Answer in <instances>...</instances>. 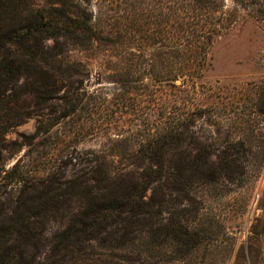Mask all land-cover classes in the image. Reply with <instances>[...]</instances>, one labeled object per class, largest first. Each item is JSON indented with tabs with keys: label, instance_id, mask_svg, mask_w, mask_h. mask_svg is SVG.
<instances>
[{
	"label": "rangeland",
	"instance_id": "obj_1",
	"mask_svg": "<svg viewBox=\"0 0 264 264\" xmlns=\"http://www.w3.org/2000/svg\"><path fill=\"white\" fill-rule=\"evenodd\" d=\"M25 1L44 6L46 0ZM88 1L81 6L93 13L104 32H110L111 41L96 43L86 51L64 40L45 43V51L50 52L60 43L61 59L72 63L70 74L79 75L72 78V88L94 96L93 100L86 99L84 110L72 117L74 126H58L52 131L55 139L66 140L70 147L63 149L61 145L57 150L40 147L31 155L28 143L35 136L39 122L49 123L58 114L68 112L70 106L63 98H76L78 91L71 96L63 89L58 99L49 101L48 109L36 106L25 75L17 76L1 91L12 89L2 105L9 109L0 114V264H30L35 256H39V264H49L46 258L50 256L54 238L69 226V216L79 202H67L63 209L54 208L47 204L48 187L78 179L85 172V161L95 156L94 153L103 150L105 157L113 155L114 141L125 140L131 132L146 128L147 133L157 134L169 98L177 103L171 112L189 118L182 129L191 138L187 137L178 151L169 155L174 160V171L168 177L172 179L174 174L178 182L188 177L202 180L193 188L191 200L178 183L171 184L173 198L181 202V207L179 204L174 209L165 207L161 217L154 216L155 220L159 218V223L167 226L171 211L177 215L183 206L190 210L197 207L200 216L193 219L194 210L185 212L184 216L194 220L200 231L205 230L204 239L211 238L206 246H211L202 247L195 262L190 264H264V0L221 1L227 17L237 21L215 38L200 79L190 81L189 91L177 97L163 94L148 71L151 56L164 51L160 34L150 36L158 30L160 20L158 9H154L156 2ZM137 7L144 11L134 14ZM129 70L149 88L155 86L156 91L149 96L147 91L139 99V105L135 95L116 100L113 105V96L119 92L115 81L119 74L128 77L125 74ZM188 80V77L179 79L177 84L187 85ZM64 84L70 88L68 83ZM16 105L17 111L28 112L30 118L21 120L18 112L12 110ZM120 113L129 117L128 123H119ZM141 114L140 122L136 119ZM12 117L17 118L15 126H10ZM147 139L152 138L144 140ZM131 141L127 144L132 146ZM138 157L132 152L130 159L135 161ZM15 167V172L5 177V172ZM210 176L217 179L213 185L203 181H208ZM83 223L89 220L81 218L77 227ZM205 223L208 228L204 227ZM113 224V228L104 230L119 231ZM78 241L80 236L75 238ZM36 243L40 247H35ZM99 244L98 241L92 244L96 246L97 257L102 262L111 260L110 253L99 249ZM151 254L147 248L145 264H166L163 258L155 260ZM102 262L98 264H105ZM113 264L143 263L114 257Z\"/></svg>",
	"mask_w": 264,
	"mask_h": 264
},
{
	"label": "trees",
	"instance_id": "obj_2",
	"mask_svg": "<svg viewBox=\"0 0 264 264\" xmlns=\"http://www.w3.org/2000/svg\"><path fill=\"white\" fill-rule=\"evenodd\" d=\"M154 1V7H157L154 9H158L160 20L157 24L158 30L153 31L150 36L154 38L160 34L164 51L151 56V69L148 71L154 85L158 86L163 94L177 97L189 91L190 81L200 79L215 38L222 35L237 20L227 17V12L221 5L222 0ZM88 2L46 0L44 6H40L25 0H0V114H5L9 109L3 108L2 105L7 92L12 93V89L1 91L19 75L28 78L27 86L37 101V107L48 109L49 101L58 99V94L63 89H67L66 93L71 96L74 91H78V88H72L71 83L72 78L79 75L70 74L72 63L61 59L60 43L58 42L51 52L45 51V43L50 40H64L66 44L86 51L96 43L111 41L110 32H104L101 23L94 20L93 13L81 6L82 3ZM142 11L144 8L137 7L133 13ZM151 24L152 22L148 26ZM128 37L132 39L131 36ZM129 71L125 74L128 77H120L118 73L119 78L115 82L119 85V92L113 96V105L116 100H124L127 96L134 95L139 105V99L147 95V91V96L156 91L155 86L149 88L143 80L136 79L132 76L133 72ZM187 77V85L186 82L177 84L179 79ZM64 83H68L70 88ZM86 99L93 100L94 96L78 91L76 98L64 97L63 100L70 106L68 112L56 114L49 123L39 122L35 136L28 143L30 154L39 151L40 147L55 150L61 145L63 149L70 147L65 143L66 140L59 142L58 138L55 139L52 131L58 126H74L71 119L84 110ZM167 101L163 111V123L157 125L162 128L157 134L147 133L146 128L136 130V133L129 130L131 133L128 138L114 141L113 155L105 157L102 155L103 150L94 153L95 156L85 161V172H81L78 179L48 187L50 193L47 204L54 208L63 209L67 202H79L73 209V214L69 216V226L54 238L50 256L46 258L49 259V264H98L103 260L97 257L99 254H96V246L92 245L96 241L100 243L99 249L110 253L111 260L102 262L105 264H113L114 257L129 258L131 261H141L145 264L147 248L151 250V258L155 260L163 258L166 264H190L195 262L202 247L209 248L210 244L206 246V242L211 241V238L204 239L205 230L200 231L194 220L184 216L185 212L192 213L194 209L183 206L177 215L176 211H171L172 218L167 226L159 223V218L155 220L154 217H161L165 207L172 206L174 209L176 204L181 207V202L173 198L171 184L178 183L183 194L191 200L193 188L202 180L199 177H188L183 182H178L174 174L172 179L168 177V174L174 171V160L169 155L173 156L187 137L191 136L182 129L187 126L189 118L175 111L171 112L177 103H173L170 98ZM51 106L53 107L52 104ZM17 108L18 105L12 110L16 112ZM17 112L21 120L30 118L27 117L28 112ZM138 117L136 120L141 122L142 114ZM128 118L122 115L119 123H128ZM11 119L13 120L10 126H15L14 119L17 118ZM114 123L113 120V126ZM149 137L152 139L144 140ZM131 139L132 146L127 144ZM120 147H123V150L120 151ZM132 152L139 156L135 161L130 159ZM117 164L120 166L117 167ZM14 170L16 167L5 172V177L13 174ZM203 181L213 185L217 179L214 180L210 176L208 181ZM149 191L154 194L150 195ZM198 212L196 207L193 219L200 216ZM147 217L152 221H148ZM81 218L88 219L89 223H83L79 228L77 226ZM207 218L208 221V215ZM113 223L120 230L106 232L104 229L113 228ZM206 225L207 223L204 227L208 228ZM110 233L112 235H109ZM106 235L112 238L107 239L104 237ZM79 236L80 241L77 244L75 238ZM35 247L40 246L36 243ZM240 253H243V247H240ZM37 257L39 256H35L30 264H39Z\"/></svg>",
	"mask_w": 264,
	"mask_h": 264
}]
</instances>
